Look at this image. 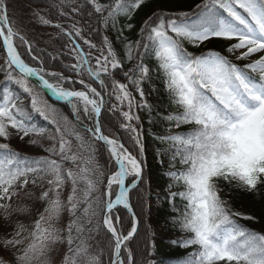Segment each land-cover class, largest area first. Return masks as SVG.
<instances>
[{"label":"snow or ice","instance_id":"1","mask_svg":"<svg viewBox=\"0 0 264 264\" xmlns=\"http://www.w3.org/2000/svg\"><path fill=\"white\" fill-rule=\"evenodd\" d=\"M147 3L52 0L47 13L33 10L36 22L64 41L66 53L53 55L28 40L8 0H0V220L10 228L0 237V264H56L61 247L59 264H134L128 243L141 219L132 198L152 194L142 111L149 125L157 122L154 112L168 125L153 138L161 145L158 164L167 165L163 199L171 225L184 234L170 243L191 249L178 264H264V232L240 222L257 218L225 198L264 187V0H200L190 11H154L137 38H128ZM215 41L224 43L222 51L209 46ZM154 81L174 109L167 114L148 100ZM183 126L190 127L173 131ZM14 138L45 154L18 151ZM120 207L130 214V229ZM155 249L152 240L137 264H156Z\"/></svg>","mask_w":264,"mask_h":264},{"label":"trees","instance_id":"2","mask_svg":"<svg viewBox=\"0 0 264 264\" xmlns=\"http://www.w3.org/2000/svg\"><path fill=\"white\" fill-rule=\"evenodd\" d=\"M29 5L32 6H42L48 11V4L52 2V0H23ZM200 0H148L146 6L138 10L134 16L133 23L135 24V28L131 32L125 31V36L130 39L137 38V33L139 28L141 27L144 20L148 18L154 11H190L195 7L196 3H199ZM55 19V17H50ZM79 19V17H76ZM87 21H81V23H86ZM61 23H64L68 26V20H61ZM121 24L126 23L123 18L120 20ZM56 39L57 43L61 48V53H66V48L64 41L57 35ZM111 39H113L115 43V47L120 51L121 55H123V45L122 42L116 41V32L111 31L108 33ZM95 42H99L100 36L96 35L92 37ZM210 47H215L216 50H223L224 43L222 41H215ZM185 47L188 48L189 51H200L203 49H193L190 45L185 44ZM40 50H45L36 47ZM47 51V50H46ZM48 52V51H47ZM50 53V52H48ZM65 62H69L68 58L65 56ZM148 63L150 65L155 64V60H149ZM130 67L129 64H125V68ZM55 70H62L59 64L55 65ZM67 74V73H66ZM117 79L124 81L123 77L120 74H117ZM67 86V85H66ZM95 86V85H94ZM78 87V84L76 85ZM154 87L156 91H152L150 95H148V100L151 104H153L156 109L162 113L167 114L168 111H172V109L168 103V97L163 89V84L159 81H154ZM146 94L149 92V88L145 85ZM139 99V96L136 97ZM28 103L26 98L25 104ZM65 111L68 112V108L63 106ZM141 118L144 121V140L147 147V156H148V175L147 180L151 183V196L143 195V198L140 199L137 195H133V210L136 211L137 217L141 219V224L139 226L138 234L128 243V247L132 249L133 262L137 264V262L142 261L144 258V253L146 251V246L150 244L152 240L156 242L155 252L152 254L151 258L156 261V264H178L177 258L183 257L186 255L187 251H191V249H182L180 247L174 246L170 243L171 239H177L180 236L184 235L183 233L175 230L170 221L171 210L169 208L168 202L163 199V192L166 189L167 184L169 183L167 177L164 174L165 167L162 168L156 158L155 149L161 147V145L153 138V133H164L167 130L168 125L164 123L160 118L153 113V118L157 122L149 125L148 117L146 112H141ZM39 117V116H38ZM40 118L41 126H48V122L44 121L43 118ZM105 124L107 127H112V124L109 122V117L107 115L104 116ZM190 126H183L181 129L174 131H187ZM107 134V133H106ZM127 138V137H125ZM101 162L104 163L103 158H101ZM141 193L144 191V186H140ZM175 191V189H173ZM135 193V190H134ZM160 194V198L158 197ZM225 198L230 199L232 202V206L238 210L242 211L246 214L253 215L257 218L255 222L241 220L242 224H245L247 227L254 229L258 232H264V187H261L255 193H248L244 191L234 190L231 192L230 196H226ZM121 216L122 224L126 229H130V214L123 208H119L117 210ZM150 225V229L147 227ZM154 233V235H153ZM140 234V235H139ZM141 236V249L136 248L135 242L136 238ZM101 240L104 238L101 237ZM123 257L125 261L127 260L126 251L123 250ZM104 260L108 259V255L105 254L103 257Z\"/></svg>","mask_w":264,"mask_h":264},{"label":"rangeland","instance_id":"3","mask_svg":"<svg viewBox=\"0 0 264 264\" xmlns=\"http://www.w3.org/2000/svg\"><path fill=\"white\" fill-rule=\"evenodd\" d=\"M107 1L108 0H101V2H103V3L107 2ZM8 3H9V14H10V16L15 21L16 27L21 29V31L26 35L28 40L30 42H32L33 44L39 46V47L47 48L54 55H58L60 48L57 45V42L54 38V34H53L51 27L39 25L36 22L35 17L32 16V11L36 10V9H32L31 7H29L27 4H25L21 0H8ZM37 9H40V8H37ZM3 62H4V56L0 52V64H3ZM3 79H4V73L0 72V80H3ZM44 96L46 99L49 100V103H54L45 93H44ZM58 108H60V107H58ZM60 109L63 110L62 108H60ZM85 135H87V133H85ZM11 143H12V146L14 148H16L18 151L24 152L28 155H43V154H45L41 149L33 147L31 145H28L24 142H21L18 138H14L11 141ZM45 143L47 144L48 142L45 141ZM36 191H39V190L36 189ZM66 194L67 193H65V195ZM37 207H39L41 210L43 208L42 205H37ZM35 216H36V213L34 212L32 219H34ZM23 219L25 220L26 223L29 222V218H23ZM66 220H67V216H65V221ZM5 231H10V228H6L4 221L0 220V237L3 236ZM0 251H2V250H0ZM63 252H64V248L61 247L59 249V254H56L54 256L56 264H59V261L61 259V256L63 255Z\"/></svg>","mask_w":264,"mask_h":264},{"label":"bare ground","instance_id":"4","mask_svg":"<svg viewBox=\"0 0 264 264\" xmlns=\"http://www.w3.org/2000/svg\"><path fill=\"white\" fill-rule=\"evenodd\" d=\"M141 236H139L138 238H136V242H135V245H136V248L138 249V254H139V250L141 249Z\"/></svg>","mask_w":264,"mask_h":264},{"label":"water","instance_id":"5","mask_svg":"<svg viewBox=\"0 0 264 264\" xmlns=\"http://www.w3.org/2000/svg\"><path fill=\"white\" fill-rule=\"evenodd\" d=\"M50 96V94H48ZM52 97V96H51ZM54 98V97H53ZM55 99V98H54Z\"/></svg>","mask_w":264,"mask_h":264}]
</instances>
